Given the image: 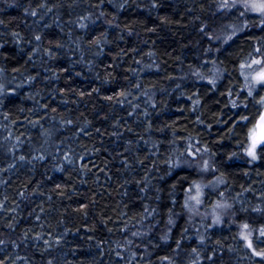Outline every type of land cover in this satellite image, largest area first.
<instances>
[{
	"label": "trees",
	"instance_id": "trees-1",
	"mask_svg": "<svg viewBox=\"0 0 264 264\" xmlns=\"http://www.w3.org/2000/svg\"><path fill=\"white\" fill-rule=\"evenodd\" d=\"M223 1L0 0V264H264V16ZM190 145L250 242L192 227Z\"/></svg>",
	"mask_w": 264,
	"mask_h": 264
},
{
	"label": "rangeland",
	"instance_id": "rangeland-1",
	"mask_svg": "<svg viewBox=\"0 0 264 264\" xmlns=\"http://www.w3.org/2000/svg\"><path fill=\"white\" fill-rule=\"evenodd\" d=\"M250 4L252 2L262 3L264 0H247ZM226 5V6H225ZM235 5H242L244 8L249 10L250 12H256L261 14L263 17L264 14L251 10L249 7H246V0H224L220 7L222 9H230ZM238 28L235 25H228L222 31L218 33V37L226 38L234 34ZM215 38L212 35V38ZM259 61L260 63H256ZM261 69H264V50L260 51L258 49L257 56H254L251 60H249L246 65H244L243 70L245 71V78L248 79V84L254 86L258 83L253 79V77H257L260 73ZM215 72V70H214ZM253 133H255V128L253 127V132L250 135L249 142L247 143L244 152L245 154L252 158L248 153L252 150L253 144ZM255 138L259 140L255 133ZM259 144H257L258 146ZM255 148V152L257 149ZM191 155L196 159V166L199 169L200 176L199 179L195 180L188 187L185 195V214L190 220L192 227L197 231V235H199V231L203 224H220L222 222L230 221L238 225L239 230L245 237V239L250 242L251 234H253L254 229L251 227L250 223L247 221L244 222H235L233 218V210L231 208V200L225 196V190L223 189L222 180L218 175L215 174L214 168L211 164V157L208 152L201 147L200 145H190ZM223 186V187H222ZM220 189L217 197L213 200L211 206L208 208L206 206V198L205 193L207 189L216 190ZM193 196H196L199 200V203L196 200L191 199ZM231 201V202H230ZM247 226V227H245ZM257 230L261 233H264V224L262 227L257 228Z\"/></svg>",
	"mask_w": 264,
	"mask_h": 264
},
{
	"label": "snow or ice",
	"instance_id": "snow-or-ice-1",
	"mask_svg": "<svg viewBox=\"0 0 264 264\" xmlns=\"http://www.w3.org/2000/svg\"><path fill=\"white\" fill-rule=\"evenodd\" d=\"M226 6V5H225ZM246 7H249L251 10L260 12L264 14V2L262 3H248L246 0ZM39 39V37H37ZM256 63H260L259 61H256ZM253 79L256 81V83H259L261 85H264V69H261L260 73L258 74L257 77H253ZM249 95H251V92H249ZM261 103H264V98L261 99ZM261 120L264 121V117H261ZM264 143V136H262L259 140L255 138V133H253V144H252V150L248 153L250 156H252L253 159H255V148L257 144ZM191 199L196 200L197 203H199V200L197 199L196 196H193ZM247 227V226H245ZM251 247V245H249Z\"/></svg>",
	"mask_w": 264,
	"mask_h": 264
},
{
	"label": "water",
	"instance_id": "water-1",
	"mask_svg": "<svg viewBox=\"0 0 264 264\" xmlns=\"http://www.w3.org/2000/svg\"><path fill=\"white\" fill-rule=\"evenodd\" d=\"M261 117H264V106L254 123L255 133L259 139L264 136V121L261 120Z\"/></svg>",
	"mask_w": 264,
	"mask_h": 264
}]
</instances>
